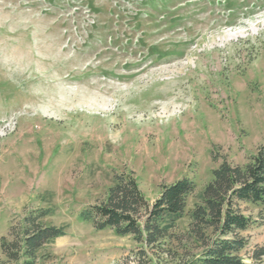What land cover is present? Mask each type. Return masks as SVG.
<instances>
[{
  "label": "rangeland",
  "instance_id": "374dc122",
  "mask_svg": "<svg viewBox=\"0 0 264 264\" xmlns=\"http://www.w3.org/2000/svg\"><path fill=\"white\" fill-rule=\"evenodd\" d=\"M159 6L0 0V237L35 208L65 226L37 264H189L175 241L156 256L80 213L122 171L150 202L193 179L187 210L222 160L244 163L264 143V0ZM245 208L258 221L242 232L243 264H264L250 258L264 245V202ZM0 264L16 263L0 250Z\"/></svg>",
  "mask_w": 264,
  "mask_h": 264
},
{
  "label": "trees",
  "instance_id": "16d2710c",
  "mask_svg": "<svg viewBox=\"0 0 264 264\" xmlns=\"http://www.w3.org/2000/svg\"><path fill=\"white\" fill-rule=\"evenodd\" d=\"M159 1V8L171 2ZM154 10H158L156 6ZM195 189L193 179L183 176L162 184L158 196L150 202L131 172H117L111 177L105 198L82 210L80 218L97 230L110 228L116 235H131L156 256L170 251L164 246L167 241H175L191 251L188 255L194 258L189 264H243L240 252L248 239L242 232L258 221L245 207L264 202V143L244 163L222 160L186 210ZM52 213L49 208H35L16 228L9 227L12 239L0 237V250L8 261L37 264L45 246L65 234V226L44 222ZM183 217L187 218L186 227L174 233ZM145 254V250L140 252ZM250 258H264V245L256 247Z\"/></svg>",
  "mask_w": 264,
  "mask_h": 264
},
{
  "label": "bare ground",
  "instance_id": "6f19581e",
  "mask_svg": "<svg viewBox=\"0 0 264 264\" xmlns=\"http://www.w3.org/2000/svg\"><path fill=\"white\" fill-rule=\"evenodd\" d=\"M231 36V35H230ZM224 38V37H223Z\"/></svg>",
  "mask_w": 264,
  "mask_h": 264
}]
</instances>
